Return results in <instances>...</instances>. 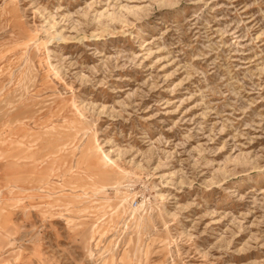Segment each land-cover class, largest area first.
<instances>
[{
  "label": "rangeland",
  "instance_id": "rangeland-1",
  "mask_svg": "<svg viewBox=\"0 0 264 264\" xmlns=\"http://www.w3.org/2000/svg\"><path fill=\"white\" fill-rule=\"evenodd\" d=\"M0 264H264V0H0Z\"/></svg>",
  "mask_w": 264,
  "mask_h": 264
},
{
  "label": "bare ground",
  "instance_id": "bare-ground-1",
  "mask_svg": "<svg viewBox=\"0 0 264 264\" xmlns=\"http://www.w3.org/2000/svg\"><path fill=\"white\" fill-rule=\"evenodd\" d=\"M118 183H116L115 185H117ZM119 186V185H118ZM120 202H122V208H123V210H122V213H126V211L127 210H130V208H129V206H128V204H126V200H125V198H122L121 200H120ZM144 210V209H143ZM135 212H137V209H135V210H130V214L134 217L135 216ZM140 218H142V216H139Z\"/></svg>",
  "mask_w": 264,
  "mask_h": 264
}]
</instances>
